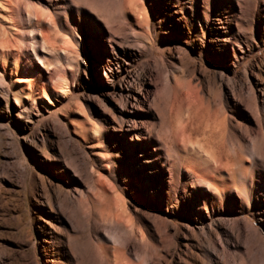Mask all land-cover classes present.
<instances>
[{"label":"rangeland","instance_id":"rangeland-1","mask_svg":"<svg viewBox=\"0 0 264 264\" xmlns=\"http://www.w3.org/2000/svg\"><path fill=\"white\" fill-rule=\"evenodd\" d=\"M263 8L264 0H0V264H52L49 233H63L50 230L34 196L63 197L59 185L75 194L73 179L124 204L133 236L114 244L122 264H264L263 195L246 201L231 191L229 200L171 175L164 156L149 179L128 150L136 134L145 142L170 131L179 144L185 130L205 180L222 171L199 144L243 157L262 124ZM133 89L149 92L134 109L125 102ZM13 94L34 103L21 99L27 117ZM115 234L101 225L95 244Z\"/></svg>","mask_w":264,"mask_h":264},{"label":"bare ground","instance_id":"bare-ground-1","mask_svg":"<svg viewBox=\"0 0 264 264\" xmlns=\"http://www.w3.org/2000/svg\"><path fill=\"white\" fill-rule=\"evenodd\" d=\"M214 7H216L215 9L219 16V23L222 24L223 14L222 12L220 13V9L218 8L219 6ZM192 12H197V4H194ZM29 16L30 14H27V18H29ZM261 17L264 18V8L261 9ZM225 22L229 23L230 19L227 18ZM224 29H226V27H224ZM133 36L135 37V40L140 41L141 35L139 36L138 33H134ZM237 37L241 38L238 29H236L233 34V38L235 40H237ZM42 40L44 42V38ZM0 51L2 52V50ZM124 53L127 54L126 51H124ZM139 57L141 58L140 54L133 53L131 59H137ZM35 58L37 63L44 67L43 61L36 55ZM143 81H146L145 76L143 77ZM149 85H152V83L149 82ZM13 96L15 100V106L18 108V114L27 117L30 107L32 108L34 103L31 102L27 96H24L23 98H19L16 94H13ZM21 99L28 101L31 106L29 107L25 102L22 104ZM148 101L149 92L147 90L143 91L142 89L131 90L126 96L125 100V102L133 109L136 106H140L142 103ZM137 111H141L140 108L137 109ZM135 113L136 111H134V114ZM188 117L189 116H187V120ZM185 118L186 116H184V119ZM261 118L262 124L260 126L261 128L259 129V134L256 138L259 146L257 147V142H255L254 144H251L249 148L243 151V154L245 155H243V157L247 158V160L242 156H238L236 153L233 154V158L231 157L232 160L230 158L229 160L223 159L226 156L223 158L220 157L218 155L219 151L217 152L215 150L217 147L209 150L205 144H199L198 141L199 152L208 155V158L212 161V163L215 164L216 167H220L219 169L222 171H220L222 173L220 179L219 177H216V179L212 178L211 180H205L204 177L202 178V176H200V171H198L197 168L199 167V163L201 161L199 162L196 161L195 158H191V154H189L188 151L189 149L187 150V145L192 144L190 138L191 135L187 136L185 130L181 133V138L179 139L180 141H178L179 144L176 143V139L174 137L175 135H173V133L170 131H167V135L164 134L165 137H160L158 135L153 137V133L149 132V137L142 138L146 139L145 142L138 138L139 134H136L137 137H131L130 140L132 142L128 144V150L133 156V159L135 157L137 158L136 160L138 161L139 173H141L142 176L145 175L149 179L154 177L159 172L158 164L160 163L161 158L164 156L165 161L163 166H168V163L172 162V164H170L168 167V171L171 175L176 172L179 176L185 177L188 181L197 180L200 183L198 187H204L207 189V191H210V189L217 190L220 195L222 194L224 198H228L229 200L232 197L231 191L239 192L242 194L243 198L248 201L257 194L264 196V177L261 178V181L256 182L255 176L253 175L254 169L257 168V165L259 164L258 162H264V104L262 106ZM181 119L183 118L181 117ZM184 123L186 124V122ZM136 128L137 127H135V129ZM151 129L153 131V128ZM150 139H153L155 143L153 153L148 151ZM79 150L82 152L84 158H78V160L79 162H83L85 165L87 163L85 159H90V155L81 146ZM190 152L192 151L190 150ZM236 166L237 168H235ZM116 168L117 166L113 165L114 172H117V170H115ZM218 168L213 169L218 170ZM199 169H201V167ZM250 171L251 174H249ZM121 174L124 176L119 178V181L124 183L126 187L130 188V180L128 178L129 176H127L125 172H121ZM73 175L75 176V172H73ZM136 176H140V174H137ZM89 177H91V174ZM74 181L77 183L74 190L75 194L72 193L71 190H64L62 187H60L61 185H59V192L64 193L63 197L55 193H45L42 201L34 196V200L36 201L37 205L46 206L49 209V220L47 222L44 220V222L47 223L50 230H52L53 233H55V231L63 233L62 238H60L57 234L49 233L50 240L56 244L54 252H52L51 263L122 264L119 255L115 254L120 250L114 247V244H116V240L122 238L123 236H133V233L131 232L132 230H129L128 228L130 220L125 216L126 211L124 204L119 205L117 201L118 197L114 198V200L111 199L104 188L101 190L95 188L93 190L88 185L80 183L76 179H73V182ZM149 181L150 180H148V182ZM101 225H105L106 227L113 226L116 228V234L115 237L111 239L105 237V244L96 245L93 234L99 229ZM62 240L65 242V244H63ZM102 240H104V238H101V241ZM108 243H111L112 245L108 246Z\"/></svg>","mask_w":264,"mask_h":264}]
</instances>
